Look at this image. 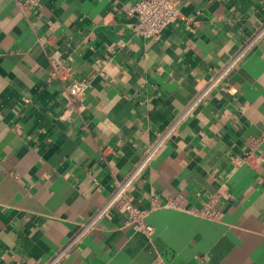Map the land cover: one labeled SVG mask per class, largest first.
<instances>
[{
  "label": "crops",
  "instance_id": "crops-1",
  "mask_svg": "<svg viewBox=\"0 0 264 264\" xmlns=\"http://www.w3.org/2000/svg\"><path fill=\"white\" fill-rule=\"evenodd\" d=\"M138 1L0 0V264H264V0H183L159 40L133 34ZM53 47L89 83L72 112ZM161 138L135 205L181 195L217 218L155 210L150 241L113 207L61 256Z\"/></svg>",
  "mask_w": 264,
  "mask_h": 264
},
{
  "label": "built area",
  "instance_id": "built-area-1",
  "mask_svg": "<svg viewBox=\"0 0 264 264\" xmlns=\"http://www.w3.org/2000/svg\"><path fill=\"white\" fill-rule=\"evenodd\" d=\"M17 5L23 10H32L40 6L41 0H15ZM183 3V0H139L135 6L130 10L129 16L134 18V22L131 24L132 32L135 36L149 39L159 40L161 39L164 31L170 26L177 18L179 14V6ZM264 41V25L255 37L254 42ZM38 43L43 47L44 41L38 39ZM118 47H122V44H113L109 47L111 52H116ZM248 54V48H242L237 52L235 56L230 58L224 65L221 72L216 79L209 81V88L217 86L218 83L224 82L226 77L235 70L240 62ZM48 64L52 70V75L62 85L64 94L69 99L71 104L70 111H74L76 106L84 100L86 96L89 83L87 81H71V65L69 59L66 58L62 51L56 47L46 51ZM163 143L161 140L148 148L143 154L140 161L136 164L131 174L125 177L123 180L117 181L110 199L107 203L97 210L92 216L89 222L84 224L79 234L69 243L60 253L61 256L70 251V249L81 242V240L87 236L97 219L104 216L113 207H117L120 214L124 218L125 224L132 227L135 231L144 234L150 241L153 240L155 235L154 227L147 222V217L150 213L158 209H174L181 211H189L194 214L216 219L218 214H215L212 210V204L206 203L200 209L188 210L185 205V200L181 195L175 197H168L164 202H159L154 199L149 208L143 209L135 205L134 197L131 193L132 186L136 179L141 176L143 170L148 168L158 149ZM257 142H253L249 145L251 151L248 158L253 153ZM248 158L241 159L232 157L231 159L237 165L243 164L248 161ZM59 256L58 258H60ZM155 264H166L164 258L159 254L155 257Z\"/></svg>",
  "mask_w": 264,
  "mask_h": 264
}]
</instances>
